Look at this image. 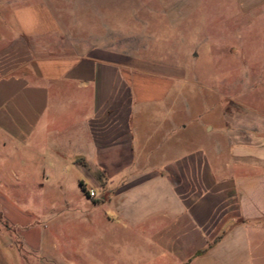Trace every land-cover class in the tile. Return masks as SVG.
Returning a JSON list of instances; mask_svg holds the SVG:
<instances>
[{
    "label": "crops",
    "instance_id": "obj_1",
    "mask_svg": "<svg viewBox=\"0 0 264 264\" xmlns=\"http://www.w3.org/2000/svg\"><path fill=\"white\" fill-rule=\"evenodd\" d=\"M236 1L263 17L264 0ZM21 45L28 58L0 64L1 148L28 151L107 192L92 226L103 217L110 227H141L155 235L161 260L264 264V108L231 109L224 97L183 101L188 85L205 87L199 75L189 81L180 67L159 69L113 47L43 62ZM33 62L39 69L15 73ZM257 71L264 75L262 65ZM47 238L34 225L0 229V264H50L39 257Z\"/></svg>",
    "mask_w": 264,
    "mask_h": 264
},
{
    "label": "rangeland",
    "instance_id": "obj_2",
    "mask_svg": "<svg viewBox=\"0 0 264 264\" xmlns=\"http://www.w3.org/2000/svg\"><path fill=\"white\" fill-rule=\"evenodd\" d=\"M263 17L245 13L236 0H0V64L28 58L21 44L32 46L43 62L61 61L82 48L89 54L92 46L113 47L123 57L148 59L158 68L180 67L188 80L191 72L199 75L205 87L188 85L183 101L194 95L210 104L224 97L231 109L264 108V75L256 74L264 68ZM35 34L45 38L28 39ZM45 44L49 52L40 50ZM30 69L39 66L33 62L15 73ZM47 165L32 160L28 151L1 148L0 139V229L45 228L48 240L39 257L50 264H64L66 258L69 264H172L158 257L155 235L141 227H110L103 217L92 226L95 203L109 194L100 190L91 198L87 179L79 182L75 172Z\"/></svg>",
    "mask_w": 264,
    "mask_h": 264
},
{
    "label": "built area",
    "instance_id": "obj_3",
    "mask_svg": "<svg viewBox=\"0 0 264 264\" xmlns=\"http://www.w3.org/2000/svg\"><path fill=\"white\" fill-rule=\"evenodd\" d=\"M88 195H89V197H91V198H98V197H99V194H98L97 191L94 190V189H89V190H88Z\"/></svg>",
    "mask_w": 264,
    "mask_h": 264
}]
</instances>
